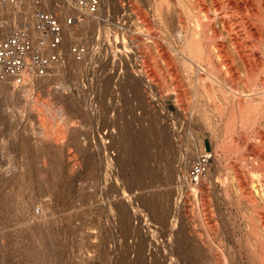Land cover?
Returning <instances> with one entry per match:
<instances>
[{
	"label": "rangeland",
	"instance_id": "1",
	"mask_svg": "<svg viewBox=\"0 0 264 264\" xmlns=\"http://www.w3.org/2000/svg\"><path fill=\"white\" fill-rule=\"evenodd\" d=\"M106 1L104 7L101 0L96 20L83 18V29L79 22L65 27L57 68L28 85L0 84V264H161L178 252V229L202 245L206 263L212 242L220 259V236L229 264H263L259 222L242 200L232 205L222 187L233 183L236 169L258 198L264 146L226 133L229 108L222 103L221 74L212 79L203 73L198 81L175 35V28L193 29L205 16L195 13L192 0L182 1L189 8L184 11L175 0ZM9 2L0 0V7L10 13L17 6L22 17L35 7L63 5L16 0L11 7ZM182 19L189 25L181 21V26ZM155 37L160 48L151 40ZM77 43L86 48L80 60L71 53ZM162 52L170 54L164 59L171 65ZM55 126L64 127L63 138L56 139ZM213 135L221 142L218 148ZM192 136L198 153L214 154L197 195L178 178L195 159ZM106 156H120L114 171L103 169ZM139 252L144 261L139 255L138 262Z\"/></svg>",
	"mask_w": 264,
	"mask_h": 264
},
{
	"label": "bare ground",
	"instance_id": "2",
	"mask_svg": "<svg viewBox=\"0 0 264 264\" xmlns=\"http://www.w3.org/2000/svg\"><path fill=\"white\" fill-rule=\"evenodd\" d=\"M58 1L61 4H63V5L58 6V7L57 6L56 7H53V10L56 11L59 8H61V9L66 8L67 9V7L64 5V3L61 0H58ZM102 1L104 3L103 6L105 7V3L107 1L106 0H102ZM182 1L183 0H175V3L178 4V7L179 6H180V8L182 7V9L184 11V9L186 7H185V2L183 4ZM41 2L44 3V2H46V0H40L39 3H41ZM9 3H10L9 5H11V7H13V5L16 4V0H15L14 3H11V2H9ZM160 4H161V1H160ZM160 4H159V6H161L163 3L161 5ZM192 4H193V7H194V10H196L195 13H199V14L200 13L201 14L203 13V15L205 16V20L203 18V20L199 19L200 20L199 21V20H197L198 19L197 16L199 14H194L197 19L193 15V18L197 20V21H195V23L198 22L196 24V26L197 25H200V29L195 28L196 26L195 27H192L191 25L190 26L193 29H188V27H189L188 25L189 24H186V22H184V19L179 20L180 22L183 21L185 23V25L188 26V27H184L185 26L184 25L183 26L184 28H179V27H178L179 29L175 28L177 30L175 32V35L178 37V41H180L181 47L183 48V51H184L183 55L181 54V57H183L185 59V62L186 63H187V61H190L189 62L190 64L188 63L187 65H188V67H190V69H192V71L194 72V74H196V76H197L196 78L198 79V81L203 80L202 79L203 78L202 77L203 73H205L206 76L208 75V76L212 77V79H216V77H218L221 74L220 76L224 80V83H222L220 85L221 92H222L221 95H222V97L224 99V102H222V103H224L227 106V108H229V115L227 114L228 115V118L226 117L227 119H225V120H227V121L224 124L225 125L224 126L225 127L224 130L227 131L226 133H230V134H233L234 133V135H235V133L238 134L239 137H238V135H237V137H238V139L241 142H244V143L245 142H248V143L251 142V143H253V145H258V144L260 145L261 144V146H264V0H208V3H206L205 0H192ZM23 5L24 4L19 5V8L21 6H23ZM161 7H163V5ZM161 7L160 8L158 7V8L161 9ZM158 8H156V9H158ZM187 8H188V6H187ZM16 9H17V6L14 7V9L13 8L11 10L9 9L10 10L9 12L13 14V13L16 12ZM161 10H163V9H161ZM161 10H160V12H161ZM158 11L159 10H157V12ZM74 12L75 11H73V13ZM74 14H76V12ZM188 15H189V13H188ZM139 17H141V16H139ZM88 18H90V17H85L86 20H88ZM199 18H201V15L199 16ZM144 20L145 19H143V21ZM187 20H188V18H187ZM164 21H166V20H164ZM185 21H186V19H185ZM86 22H88V21H86ZM180 22H179V24L181 25L183 22H181V23ZM79 24L81 25L80 27H82V29H83L84 26L87 23L85 24V21L82 20V21L79 22ZM193 26H194V24H193ZM65 27H67V26H65ZM65 27H64V29H65ZM175 29H173V30L175 31ZM80 31H82V30H80ZM174 31H172L171 34ZM67 32H68V29H67L66 33ZM167 32H168V35H169L170 32L168 30H167ZM150 35L152 37V34H150ZM171 36L173 37L174 35H171ZM172 39H171V41H172ZM151 40L153 41V43L155 44V46L157 45L159 48H160V46H162V45L159 44V42L161 41L160 38H159L160 41H158V37L157 38L156 37L155 38H151ZM169 40H170V38H169ZM173 40L176 41V39H173ZM174 41H173V44H174ZM166 43L168 44V42H166ZM178 45H179V43H178ZM168 46L169 45H167V47ZM230 47H231L232 50L229 49ZM119 50L120 49H118L117 51L119 52ZM161 50L162 49H160L159 51H161ZM166 50H165V47H164V51H166ZM181 52H179V53H181ZM130 54H131V52H130ZM161 54H163V52ZM165 55L163 54L162 56H165ZM168 55H170V54H167V56ZM160 57H161V55H160ZM129 58H131V57H129ZM164 58H166V56L163 57V60H165ZM166 59H168V57ZM172 59L170 58L169 60H172ZM215 59H218L219 60V64L218 65L215 64ZM133 60H134V58L132 59V61ZM165 61H166L165 62L166 63V66L167 65L169 66V65L172 64V63L170 64V61H168V60H165ZM115 64H116V62H115ZM56 68H57V66H56ZM167 69H168V67H167ZM211 74H212V76H211ZM210 77H208V78H210ZM108 78H111V77H108ZM217 79H219V78H217ZM109 80H111V79H108V81ZM172 81H173V79H172ZM112 82H111V84H112ZM126 82H127V79H126ZM133 82H134V80L132 81V83ZM135 82H136V80H135ZM1 83H2V81H0V84ZM128 84L131 86V84L129 82H128ZM23 85H25V84H23ZM122 85H125V84H122ZM16 86H19V85H16ZM148 86H149V84H148ZM213 91H214V89H213ZM204 92H206V91H204ZM134 93H135V91H134ZM208 94H209V98L211 96L212 97L214 96L212 92L210 93L208 91ZM213 101H215V100H213ZM222 107L223 106H221V109H222ZM218 109H220V107ZM197 110H198V108H197ZM225 110H226V107H225ZM197 112H199V110ZM219 112H221V111H219ZM57 123H58V121H57ZM53 131L55 133L56 139H58V138L60 139L63 136V133L65 132L64 131V127H61V126H57V127L55 126V129H53ZM225 135H229V134H225ZM230 136H232V135H230ZM211 137H212L211 139L215 142V147L218 148V146L220 145L219 143H221L219 141V139H218L219 137L216 138V135H213ZM190 141H191V144L193 146V148H192L193 153L195 154V157H194L195 159L192 161V162H194L196 160V158L198 157V155H199L197 146L195 144L196 143V137L195 136H192V138L190 139ZM98 146H99V144H98ZM111 146H116V145H115V143H111ZM40 147H42V146H40ZM106 148H109V147H106ZM100 149H101V146H100ZM36 150H37V147H36ZM215 151L216 150H214L213 152H215ZM42 152H43V150H42ZM186 155H188V154H186ZM213 155H211V156H213ZM183 159H184V161L183 160L182 161L186 164V161L185 160H187V157L185 156ZM214 159H215V157H214ZM115 162H117V163L115 164ZM192 162L190 161V163H192ZM105 163H106V165H105L106 168L104 167L103 169H106V170L107 169H111V170L114 169L115 170L118 167L119 163H120V156L115 157V158H113V157L110 158V157L106 156ZM261 163H260V165H261ZM126 170H127V168H126ZM186 171H187V168L184 171V174L182 173V175H180V177H178L179 178V181H180V178H181V182L184 183L183 185H185L186 187H188L189 190H191V192L196 193V195H197V193L200 192L199 191L200 190V187H199V185L198 186H193V185H191L190 183H188L186 181V179H185ZM232 172H233V170H232ZM258 181H259V186H258L259 189H258V192H257V190H256V192L259 194V196L257 198L256 195H255V193L252 191V188L250 186L251 183L249 182V180H246V178L245 179L244 178H241L240 177V174L238 173V170L234 169V172H233V183L231 182V184H232L233 187L231 186V188H229L230 187L229 185H231V184L229 183V185H226L228 182L226 183V181H225L226 184L222 187L223 188L222 191H223V194L226 197V199L228 201H230L232 205H234V204L237 203L236 205L238 207V205H240V203H241L240 201L242 200L245 204H247L249 206L248 208L251 210L249 213L252 212L253 218L255 217V219L259 222V226L262 229L261 230V233H262V236L264 238V183L262 182V179H258ZM221 185H223V184H221ZM232 188L235 190L234 196L231 195L232 194L231 193V189ZM196 195H194V196H196ZM211 211H213V210H211ZM249 216H247V217H249ZM249 220H251L250 217H249ZM258 222H257V224H258ZM253 224H255V223H253ZM208 226H211V225H208ZM177 228H179V226H177ZM211 229L212 228H210L209 230H211ZM214 230H212V232ZM177 233H179V236L177 238L178 239V247H179L177 254L175 253L174 257L171 254L169 256V259H167L168 260L167 263H166V261H167L166 259H165L166 261L165 260H161V264H229L228 254H227V251L228 250H226V248H225L226 247L225 246V243L226 242L224 240H222V238H221V240H219L220 236L219 237H216V238H218V240H216L213 237L216 240V242L218 241V244H219V247H220V250H218L219 253L221 252L220 259H218V257L215 254V250L216 249L212 248V246H213V242H212L211 246H209V248H208L209 251H211L210 252L211 255L209 254L210 255V260H209V262L206 263V262H204L205 260L203 261L204 258H202V249H201V246L202 245L201 246H200V244L197 245L196 244L197 242L195 240L194 241L196 243L193 240H191V239L190 240H187L186 237H185V232L183 230H181V229H178ZM192 233H194V232H192ZM194 235H195V233H194ZM263 238L261 237V239H263ZM261 241H260L261 247H260V250H259L260 251L259 252V257H260V261L264 264V242H263V240H261ZM209 242H211V241H209ZM215 246H213V247H215ZM204 248H206V247H204ZM139 253L137 254V257L136 258H139L140 256L143 255V254H141L142 252H139ZM142 258H143V256H142ZM220 260H221V262H220ZM139 261H140V258L138 259V262ZM141 261H142V259H141ZM143 261H144V258H143ZM162 261H164L165 263H162ZM238 262H240V261H238ZM232 264H234V263H232Z\"/></svg>",
	"mask_w": 264,
	"mask_h": 264
},
{
	"label": "built area",
	"instance_id": "3",
	"mask_svg": "<svg viewBox=\"0 0 264 264\" xmlns=\"http://www.w3.org/2000/svg\"><path fill=\"white\" fill-rule=\"evenodd\" d=\"M61 1L76 14H63L50 7H35L22 17L24 12L21 8L10 14L0 7V81L23 85L48 75L63 61L64 27L85 17L97 19L101 0ZM71 51L80 60L86 48L77 43ZM210 158L211 154L206 149L199 153L186 171L188 183L198 186L206 178Z\"/></svg>",
	"mask_w": 264,
	"mask_h": 264
}]
</instances>
